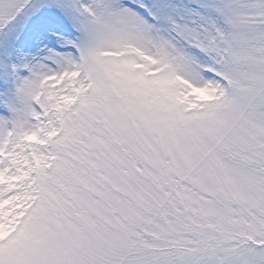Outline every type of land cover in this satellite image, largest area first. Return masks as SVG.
<instances>
[{"label":"snow or ice","instance_id":"snow-or-ice-1","mask_svg":"<svg viewBox=\"0 0 264 264\" xmlns=\"http://www.w3.org/2000/svg\"><path fill=\"white\" fill-rule=\"evenodd\" d=\"M0 264H264V0H0Z\"/></svg>","mask_w":264,"mask_h":264}]
</instances>
